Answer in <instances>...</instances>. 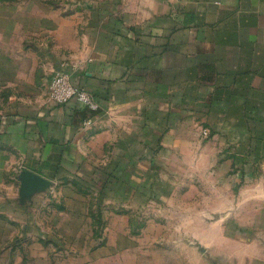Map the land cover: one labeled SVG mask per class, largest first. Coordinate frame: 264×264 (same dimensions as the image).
<instances>
[{
	"label": "crops",
	"instance_id": "0c3cea01",
	"mask_svg": "<svg viewBox=\"0 0 264 264\" xmlns=\"http://www.w3.org/2000/svg\"><path fill=\"white\" fill-rule=\"evenodd\" d=\"M12 1H0V264H141L115 227L163 183L205 254L264 264V0L69 13ZM65 64L97 111L51 100Z\"/></svg>",
	"mask_w": 264,
	"mask_h": 264
},
{
	"label": "rangeland",
	"instance_id": "374dc122",
	"mask_svg": "<svg viewBox=\"0 0 264 264\" xmlns=\"http://www.w3.org/2000/svg\"><path fill=\"white\" fill-rule=\"evenodd\" d=\"M0 1L5 5H12L11 2H13L12 0ZM92 1L49 0L51 6L61 7L66 10V13L73 11L72 8H74V5H78L79 2L82 8H89ZM16 2H18V6H25L28 1L16 0ZM87 13L88 11L84 12V16L82 15L84 25L87 23L85 20L88 17ZM67 17H74V15L67 14ZM65 66L68 68L66 64ZM199 128L204 138L210 136L207 128L202 126ZM163 189L165 190L158 191L157 189L156 195L152 194L153 198H148L145 207H142L141 210H131L132 215L130 217L132 220L129 224H116V229L123 230L125 228L126 231L130 232V243L127 246L136 250H144L140 251V255H138V251L135 252V256L137 259H140L141 264H219L217 259L203 252V247L199 243L193 244L187 238L188 231H190L189 228L193 226V223L187 222L189 218L186 216L185 202L184 206L179 208L172 205L173 201L180 206V200L177 201L171 198L172 194L169 191L168 184L163 183ZM118 214L119 212L116 210L115 215ZM106 225L107 223L103 222V220L100 222L99 227L88 225V231L93 232L98 230L97 232H99V235L96 236L97 238L95 237L96 240L94 239V242H92L93 246L102 240L104 243L106 242L105 238L107 237L104 231L108 229V225L110 224ZM193 246L195 251L191 248ZM131 257L133 258V256Z\"/></svg>",
	"mask_w": 264,
	"mask_h": 264
},
{
	"label": "built area",
	"instance_id": "2783aa9c",
	"mask_svg": "<svg viewBox=\"0 0 264 264\" xmlns=\"http://www.w3.org/2000/svg\"><path fill=\"white\" fill-rule=\"evenodd\" d=\"M50 98L57 105H66L75 101L81 107L90 111H97L100 107L92 93L72 84L70 72L65 65L61 66L51 81ZM91 124L90 120L84 122L85 126Z\"/></svg>",
	"mask_w": 264,
	"mask_h": 264
},
{
	"label": "trees",
	"instance_id": "16d2710c",
	"mask_svg": "<svg viewBox=\"0 0 264 264\" xmlns=\"http://www.w3.org/2000/svg\"><path fill=\"white\" fill-rule=\"evenodd\" d=\"M85 110H88V109H85ZM88 111H90V110H88ZM90 112H93V111H90Z\"/></svg>",
	"mask_w": 264,
	"mask_h": 264
}]
</instances>
